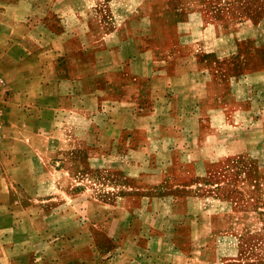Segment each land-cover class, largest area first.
<instances>
[{
	"label": "crops",
	"instance_id": "crops-1",
	"mask_svg": "<svg viewBox=\"0 0 264 264\" xmlns=\"http://www.w3.org/2000/svg\"><path fill=\"white\" fill-rule=\"evenodd\" d=\"M0 76V264L240 262L264 0H0Z\"/></svg>",
	"mask_w": 264,
	"mask_h": 264
},
{
	"label": "rangeland",
	"instance_id": "rangeland-1",
	"mask_svg": "<svg viewBox=\"0 0 264 264\" xmlns=\"http://www.w3.org/2000/svg\"><path fill=\"white\" fill-rule=\"evenodd\" d=\"M240 168V167H239ZM219 182L226 180H241L242 169L231 172L228 170L227 173H223L224 170H219ZM257 179L258 176H251ZM213 180V179H212ZM232 184V185H231ZM225 198H228V206L235 201L232 198H237L239 207L250 211H260L264 209V188L259 186L253 190L250 188L248 191L246 186H241V183H230L228 186H224L220 192ZM230 200V201H229ZM256 222H253L255 227L247 228L242 235L236 238H231L238 249L230 254V256L237 257L240 262L235 264H264V217L255 216Z\"/></svg>",
	"mask_w": 264,
	"mask_h": 264
},
{
	"label": "built area",
	"instance_id": "built-area-1",
	"mask_svg": "<svg viewBox=\"0 0 264 264\" xmlns=\"http://www.w3.org/2000/svg\"><path fill=\"white\" fill-rule=\"evenodd\" d=\"M3 94V96H2ZM5 93H3V80L0 76V151L3 146V141L5 138L3 125H4V111H3V103L6 101Z\"/></svg>",
	"mask_w": 264,
	"mask_h": 264
}]
</instances>
